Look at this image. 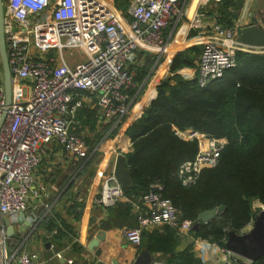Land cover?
Returning a JSON list of instances; mask_svg holds the SVG:
<instances>
[{"label": "built area", "instance_id": "1", "mask_svg": "<svg viewBox=\"0 0 264 264\" xmlns=\"http://www.w3.org/2000/svg\"><path fill=\"white\" fill-rule=\"evenodd\" d=\"M180 0H130L126 14L105 0H6L3 27L11 75V101L6 104L0 65V264H41L36 254L10 253L4 221L17 220L45 196L34 176L42 161L41 148L55 143L65 159L90 160L99 151L90 146L86 133H77V112L86 106L85 94L95 96L102 119L112 129L121 124L131 109L128 92L135 88L129 67L136 51L144 48L163 54L167 47L164 30L180 15ZM129 20H126L127 17ZM200 28L202 48L197 64L196 84L204 89L236 67L238 52L264 54V47L244 45L237 27L204 25V15L191 22ZM264 30V27L262 28ZM58 59L49 57V52ZM69 51L70 61L65 58ZM78 51L83 60L74 56ZM174 135L196 143V153L176 171L179 184L191 187L201 172L214 168L227 144L192 128H174ZM102 183L93 203L104 209L126 201L113 172L105 173L98 163ZM140 200L144 211L136 214V225L122 230L123 238L139 246L144 231L164 225L181 238H191L194 222L180 217L179 210L161 196L160 186ZM45 207H48L45 204ZM259 210H264L261 205ZM251 224V223H250ZM196 250H218L224 262L249 261L208 240L195 238Z\"/></svg>", "mask_w": 264, "mask_h": 264}, {"label": "trees", "instance_id": "2", "mask_svg": "<svg viewBox=\"0 0 264 264\" xmlns=\"http://www.w3.org/2000/svg\"><path fill=\"white\" fill-rule=\"evenodd\" d=\"M129 2L114 0V6L124 12ZM242 2L221 0L217 23L231 28ZM197 53L191 47L176 54L169 68L171 76L161 86L163 92L126 130L131 146L124 157L131 186L125 197L141 198L158 185L161 196L172 202L180 217L194 224L198 213L223 206V211L210 222L200 223L192 235L224 247L229 230L242 232L256 216L252 203L257 200L264 206V54L238 52L236 67L201 89L195 80L177 74L181 68L192 67ZM174 128H192L227 139L218 164L203 170L191 187L179 184L176 171L194 157L196 143L178 138ZM179 240L175 230L164 225L144 231L140 247L150 253L174 254ZM167 264L199 262L190 253H178ZM254 264H264V259Z\"/></svg>", "mask_w": 264, "mask_h": 264}, {"label": "crops", "instance_id": "3", "mask_svg": "<svg viewBox=\"0 0 264 264\" xmlns=\"http://www.w3.org/2000/svg\"><path fill=\"white\" fill-rule=\"evenodd\" d=\"M105 1L115 8L114 0ZM220 2L180 0L177 6L180 15L172 19L164 30L167 47L163 54L148 48L136 51L135 62L129 67L136 84L128 92L130 113L114 129L103 121L95 96L85 94L86 106L75 117L76 131H84L88 144L98 146L99 151L90 160H74L63 158L60 147L55 143L42 146V161L34 176L44 188L45 196L38 202L32 201L36 204L29 206L17 222L4 221L10 253L18 250L36 254L41 264H132L139 252L145 250L140 245L128 243L122 236L123 228L136 225L137 212L145 210L140 197H126L127 200L121 202L123 207L117 204L104 209L93 203L103 176L98 163L105 165V173L113 172L116 157L124 156L130 150L131 140L126 130L156 98L158 88L169 80V68L176 54L191 47L198 49V53L193 55L192 67L181 68L177 74L195 80L202 30L193 27L191 22L196 14L201 13L204 25L218 24L216 17ZM115 10L122 15L127 11ZM125 19L129 20L128 17ZM253 25L264 27V0H243L231 28L237 27L240 33L242 28ZM261 205L256 201L253 208ZM52 222L54 225H50ZM179 239L174 254L149 252L152 264H167L178 253L192 254L199 264H228L216 249L196 250L193 235Z\"/></svg>", "mask_w": 264, "mask_h": 264}, {"label": "water", "instance_id": "4", "mask_svg": "<svg viewBox=\"0 0 264 264\" xmlns=\"http://www.w3.org/2000/svg\"><path fill=\"white\" fill-rule=\"evenodd\" d=\"M3 3L0 0V64L3 73V83L6 96V104L11 101V75L8 66V59L6 54V46L4 39L3 27ZM239 41L248 46L264 47V31L258 26H248L240 30ZM158 92H163L162 88H158ZM4 115L0 119V126ZM113 174L120 183L124 193H127L131 186V173L126 167L125 157L118 155L114 162ZM156 187L150 188V191H156ZM123 207V203H118ZM224 207L204 210L197 215L198 222L194 224L193 231L198 229L200 223L206 224L213 220L216 215L223 211ZM224 248L229 252L247 260L250 264L264 259V210H258L256 216L251 222L248 230H243L237 233L229 230L226 233V240ZM152 255L147 250H141L132 264H152ZM230 264H241L240 262L231 261Z\"/></svg>", "mask_w": 264, "mask_h": 264}, {"label": "rangeland", "instance_id": "5", "mask_svg": "<svg viewBox=\"0 0 264 264\" xmlns=\"http://www.w3.org/2000/svg\"><path fill=\"white\" fill-rule=\"evenodd\" d=\"M74 56H77V57H79L80 59H84L80 54H79V52L78 51H75L74 52ZM49 57H52V58H55V59H58V54L57 53H55L54 51L53 52H49ZM65 58H66V60L67 61H70V57H69V51H66L65 52ZM257 201V200H256ZM256 201H254L253 203H252V205H255L256 204ZM258 208V209H257ZM260 208L259 207H254V210H259ZM250 226H251V224H249L246 228H245V231L246 230H248L249 228H250Z\"/></svg>", "mask_w": 264, "mask_h": 264}]
</instances>
